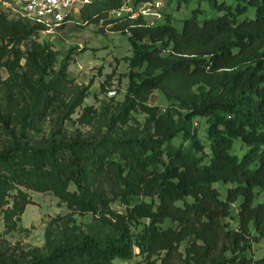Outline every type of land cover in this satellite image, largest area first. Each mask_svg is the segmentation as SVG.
<instances>
[{"label":"trees","instance_id":"16d2710c","mask_svg":"<svg viewBox=\"0 0 264 264\" xmlns=\"http://www.w3.org/2000/svg\"><path fill=\"white\" fill-rule=\"evenodd\" d=\"M147 1L92 0L81 9V21L97 23L110 15L105 21L114 24L111 29L128 34L130 85L138 79L133 98L144 101L154 89L162 90L169 99L190 98L194 87L200 92L207 88L206 98L191 103L181 126L190 145L167 142L162 146L169 135L163 140L129 139L122 148L127 158L122 164L112 158L111 142L67 144L61 152L75 165L68 171L52 147L44 152L25 148L1 151L0 165L19 178L24 176L19 158L46 157L55 185L63 187L71 181L76 187L70 194L65 190L66 205L85 211L107 210L115 226L108 235H74L25 262L0 257V264H111L114 258H130L134 246L147 255L165 251L163 264H171L175 257L183 264H264V252L256 259L239 254L247 237L264 239V200L257 201L255 192V187L264 189V0H237L234 7L207 0L211 8L223 13L200 20L195 8L180 29L170 19L149 26L140 13L120 18L113 14L124 3L136 10V4ZM248 7L253 16L240 18ZM81 21L75 24H84ZM28 22L32 23L29 27ZM37 28L45 29L0 10V39ZM47 57H42V63L26 57L27 69L20 76L24 85L14 105L21 132L31 126L37 113L36 103L46 86ZM138 66H144L140 74L133 70ZM63 75L59 70L54 78L65 80ZM195 115L207 118V152L197 133L189 129V120ZM10 119L0 113V122L7 124ZM217 182L229 184L224 200L214 186ZM108 192L120 195L126 212L109 209ZM141 195L156 196L158 201L134 200ZM238 196L243 199L238 226L232 229L221 218L229 214L230 203ZM167 217L176 219L180 229L162 228ZM143 218L147 223L134 234L131 224ZM186 234L195 239L182 256L178 243Z\"/></svg>","mask_w":264,"mask_h":264},{"label":"rangeland","instance_id":"374dc122","mask_svg":"<svg viewBox=\"0 0 264 264\" xmlns=\"http://www.w3.org/2000/svg\"><path fill=\"white\" fill-rule=\"evenodd\" d=\"M160 1L161 6L156 10L161 17L156 19V23L170 19L179 29L183 19L190 16L195 8L200 20L223 13L211 8L207 0ZM218 1L232 7L237 4V0ZM241 3L246 4L245 1ZM135 8L138 10L140 4ZM149 10L144 15L147 20L152 17L154 7ZM244 16L252 17L253 9L248 7L240 18ZM107 18L97 23L68 24L51 30L31 29L28 33L0 39V113L11 116L7 124L0 122V152L14 148L44 152L52 147L56 156L60 155L59 163L68 171L75 165L61 152L67 144L111 142L114 146L112 158L122 164L127 162L122 148L126 147L129 139L150 137L163 140L169 135L162 146L167 142L175 146L190 145L182 135L181 126L185 114L191 110V103L206 98L207 88L200 92L194 87V96L190 98L169 99L160 89L152 90L144 101L133 98V86L138 79L135 78L134 84L130 85L127 57L131 56L132 48L128 34L111 29L114 24L107 23ZM28 23V27L32 25ZM27 56L40 63L43 62L42 57L48 56L49 66L44 77V92L36 103L37 113L31 126L21 132L14 118V105L24 85L20 76L27 69ZM143 68L138 66L133 70L140 74ZM59 70H63L65 80L54 78ZM207 126L205 116L195 115L189 120V129L197 133L205 152L209 150ZM19 166L24 171L22 178L0 165L3 178V183H0V257L7 261L25 262L80 233L97 236L113 233L114 217L107 210L85 211L66 205L65 190L70 194L76 191V187L71 181L63 187L55 185L46 157L19 158ZM214 186L224 200L229 184L217 182ZM255 192L256 200L263 201L264 189L255 187ZM106 196L111 198L109 209L112 212H126L127 206L117 192H108ZM152 198L158 201L156 196L148 195L136 196L134 200L150 201ZM242 199L238 196L230 203L229 214L221 218V222L232 229L238 226ZM20 206L23 207L19 212ZM144 223L147 219L143 218L131 224L132 232H140ZM161 227L180 229L178 221L171 217L165 218ZM252 234L256 236L258 233L253 230ZM194 239L193 234L184 235L178 243L179 254L186 255ZM263 252V238L247 237L239 254L256 259ZM164 256L163 250L147 255L134 246L130 258H114L111 264H163ZM171 264L183 263L175 257Z\"/></svg>","mask_w":264,"mask_h":264},{"label":"built area","instance_id":"2783aa9c","mask_svg":"<svg viewBox=\"0 0 264 264\" xmlns=\"http://www.w3.org/2000/svg\"><path fill=\"white\" fill-rule=\"evenodd\" d=\"M91 1L92 0H0V8L13 17L27 18L34 23L42 25L46 30H51L62 25L80 22L81 9ZM160 6V0H153L151 3H141L138 10H134L131 5H126L125 3L120 9H123L125 14L129 13L131 17L136 16L137 13L142 14L144 17V15L149 13L150 7H154V10L151 12L152 17L149 20L144 17L147 25L152 26L156 24V19L161 17L156 10Z\"/></svg>","mask_w":264,"mask_h":264},{"label":"water","instance_id":"95a60500","mask_svg":"<svg viewBox=\"0 0 264 264\" xmlns=\"http://www.w3.org/2000/svg\"><path fill=\"white\" fill-rule=\"evenodd\" d=\"M113 14L116 18H120L125 15V11L123 9H120V10L115 11Z\"/></svg>","mask_w":264,"mask_h":264}]
</instances>
